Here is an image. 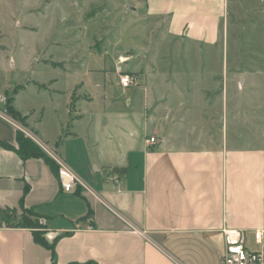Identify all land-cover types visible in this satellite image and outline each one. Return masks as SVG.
I'll return each mask as SVG.
<instances>
[{
    "label": "crops",
    "instance_id": "1",
    "mask_svg": "<svg viewBox=\"0 0 264 264\" xmlns=\"http://www.w3.org/2000/svg\"><path fill=\"white\" fill-rule=\"evenodd\" d=\"M237 1L264 14V0ZM229 2L145 0V19L198 52L182 60L190 74L147 51L129 56L140 59L134 69L121 54L113 67L108 51L82 58L80 47L55 60L8 42L0 27V93L50 160L23 158L20 122L0 115V264L52 261L34 228L7 224L12 211L32 212L55 264H221L224 228L264 226V148L229 139L228 83L238 74L224 56L222 70L210 69L226 50ZM118 67L138 84L123 87ZM55 157L96 195L63 191Z\"/></svg>",
    "mask_w": 264,
    "mask_h": 264
},
{
    "label": "rangeland",
    "instance_id": "2",
    "mask_svg": "<svg viewBox=\"0 0 264 264\" xmlns=\"http://www.w3.org/2000/svg\"><path fill=\"white\" fill-rule=\"evenodd\" d=\"M144 13L145 0H0V27L8 34V42L22 43L28 52L44 49L55 60L72 58L80 47L85 59L92 52L102 56L108 51L107 60L114 67L120 54L128 62L129 56L147 51L164 59L172 57L177 71L190 74L182 60L197 58L198 52L169 42L165 28L145 19ZM17 22L32 25L33 30L17 31ZM226 32V50L215 51L210 67L222 70L224 56L228 74H238L233 84L228 83L226 132L230 140L236 136L237 142L264 148V14L230 0ZM138 61L135 56L125 67L134 69ZM242 73L245 82H240ZM20 125L25 129L26 124ZM19 214L8 212L7 224L15 223L16 217L19 220ZM247 244L251 250L258 249L253 233H247Z\"/></svg>",
    "mask_w": 264,
    "mask_h": 264
},
{
    "label": "built area",
    "instance_id": "3",
    "mask_svg": "<svg viewBox=\"0 0 264 264\" xmlns=\"http://www.w3.org/2000/svg\"><path fill=\"white\" fill-rule=\"evenodd\" d=\"M121 62H124L126 58H121ZM120 75V83L123 87H129L131 85L138 84V78L135 74L123 71L121 67L117 68ZM8 96L4 93H0V115L8 117L6 110V104ZM25 134L37 141V139L22 126L18 125ZM151 142H155V138H151ZM58 162V177L61 183L62 189L65 192H72L76 187H82L86 191L96 195L92 188L66 163L56 158ZM225 250L221 258V264H264V226L260 229H256L254 237L256 243L259 245L257 250H251L247 244V235L245 230L239 228H224L223 229Z\"/></svg>",
    "mask_w": 264,
    "mask_h": 264
},
{
    "label": "trees",
    "instance_id": "4",
    "mask_svg": "<svg viewBox=\"0 0 264 264\" xmlns=\"http://www.w3.org/2000/svg\"><path fill=\"white\" fill-rule=\"evenodd\" d=\"M128 73H131V72H128ZM6 110H7L8 115H10L14 120L19 121L20 123L25 125L24 117H22L18 112H16L13 109V107L10 104L9 97H8V101L6 104ZM17 139L19 143L18 151L23 158L42 156V157H45L48 161H50L46 153L42 150V148L33 139L26 136L25 132L19 131ZM30 215H32V212L22 215V217L18 221H16L15 223L8 224V225H11V226L15 225L16 227L34 228L35 229L34 231L35 240L38 243L51 248L52 261L50 264H55L56 254H55V249H54V243H49L48 240L45 238L44 233L38 229L36 230V228H39L41 226L39 225L37 220H33ZM70 264H96V263L95 262H86V263L75 262V263H70Z\"/></svg>",
    "mask_w": 264,
    "mask_h": 264
}]
</instances>
